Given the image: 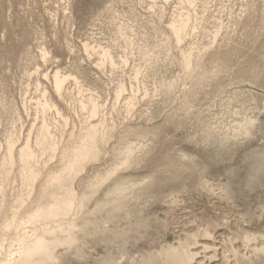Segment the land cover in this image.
<instances>
[{
  "label": "rangeland",
  "instance_id": "374dc122",
  "mask_svg": "<svg viewBox=\"0 0 264 264\" xmlns=\"http://www.w3.org/2000/svg\"><path fill=\"white\" fill-rule=\"evenodd\" d=\"M180 2L0 0V156L9 132H15L17 145L29 133L34 135L40 121L34 111L38 81L39 88L54 98L49 77L55 69L77 76L83 94L97 96L102 114L115 128L100 158L86 165L74 187L80 190L81 181L110 168L117 159L114 149L123 142L140 144L141 162L120 171L116 180L141 183L158 174L160 182L145 189L146 201L138 202L151 226L141 238L126 244L131 255L177 245L196 234V242L191 245L196 255L191 264H232L231 246L248 255L251 247L244 244L243 236L250 233L255 237L251 243L260 244L264 235V172L254 173L264 150V69L256 83L234 79L264 63V0H193L188 10L194 28H189L180 44L171 45L169 22L177 11H186L180 9ZM218 28L215 45H222L220 49L230 57L231 69L203 85L185 102L183 90L190 83L182 77L180 54L191 52L193 58L202 57L210 63L211 57L204 50L215 46L210 45L211 34ZM121 34L132 38L133 45L125 48ZM85 43L108 47L115 58L126 55L128 62L113 70L108 66L99 68L96 53L87 54ZM138 44L156 50L157 58L144 61ZM42 50L47 53L45 61L40 56ZM135 68H139L137 79L133 78ZM174 79H178V85L170 94L164 93L160 85ZM119 81L126 84L127 90L114 104V88ZM131 83L139 85L138 99L127 112L123 103ZM65 85V99L54 98L69 118L62 142L67 141L71 131L78 130L79 120L85 115L73 99L77 96L75 85L71 81ZM234 90L239 93L233 98ZM245 114L256 118L252 131L233 134L228 126ZM58 118L53 110L49 111L52 129ZM221 124L225 126L222 129L217 127ZM128 126L135 131L127 135ZM138 130L146 133L139 134ZM181 154L193 159H182L185 169H177L176 177L169 178V170L173 171L170 163ZM57 165V158H52L45 169ZM15 174L14 169L4 190L8 198L21 189ZM111 183L106 182L96 194H104ZM126 221L119 219L116 225ZM204 229L210 235H203ZM105 249L100 243L90 250L99 256L97 251L103 253ZM59 264L88 263L69 259Z\"/></svg>",
  "mask_w": 264,
  "mask_h": 264
},
{
  "label": "bare ground",
  "instance_id": "6f19581e",
  "mask_svg": "<svg viewBox=\"0 0 264 264\" xmlns=\"http://www.w3.org/2000/svg\"><path fill=\"white\" fill-rule=\"evenodd\" d=\"M192 3L193 0H181L180 9L186 11L179 10L171 18L168 25L170 44H180L189 28H194L188 10ZM219 28L211 34V46L216 43ZM120 36L125 48L133 45L132 38L125 34ZM228 40L229 38L226 39ZM215 46L204 50V54L211 57L210 63H206L202 57L193 58L191 52H181L178 62L183 72L182 77L190 83V87L183 90L185 102L203 85L214 82L218 75L231 69L230 57L222 54V45ZM83 47L87 54L96 53L99 68L108 66L113 70L117 65L128 62L126 55L115 58L108 47L95 48L88 43L83 44ZM137 50L144 61L155 60L158 55L156 50L149 51L142 44H138ZM40 56L44 61L47 59L45 50L41 51ZM263 69L264 63L258 65L256 70L236 75L234 79L238 82L248 80L256 83ZM138 74L139 68H135L133 78L137 79ZM49 78L54 98L60 100L65 99V84L73 82L77 92L73 99L85 115L79 120L78 130L71 131L67 141L62 142L61 135L69 118L57 107L54 98L45 89L39 88L38 81L39 94L34 111L40 121L34 135L29 133L20 145H17L15 132L6 135L0 156V264H59L69 259L88 264H191L196 255L191 247L196 242V234L189 235L177 245H166L158 251H142L136 256L131 255L126 248L129 241L138 240L150 228L151 222L143 215L144 209L138 202L146 201L145 189L160 182L158 174L150 175L147 181L141 183L116 180L115 176L120 171L141 162L138 155L140 144L137 146L123 142L114 149L117 159L110 168L90 180L81 181L80 190L74 187V181L85 170L86 165L100 158L115 125L108 123L107 117L102 114V104L97 96L83 94L84 90L77 76L55 69ZM177 85L178 79H174L162 83L160 88L164 93L170 94ZM138 86L130 84V93L123 103L127 112L136 104ZM126 90V84L119 81L114 88V104L118 103ZM238 93L239 91L234 90L233 98ZM51 110L59 116L55 121V129L48 123V113ZM255 120V117L245 114L235 124L228 126V129L235 135H246L252 131ZM217 127L222 129L225 126L221 124ZM134 131L133 127L126 128L127 135ZM136 132L146 133L144 130ZM150 132L153 136H158L156 131ZM52 158H57L58 165L46 170L45 166ZM173 161L170 163L173 171L169 170V178L176 177L177 169H185L181 156ZM14 169L21 189L18 194L8 198L4 190ZM254 171L255 175L264 172V150L260 154V160L254 165ZM108 181L112 183L105 193L96 194ZM119 219L127 221L117 226ZM202 234L208 236L210 231L204 229ZM253 239L255 237L250 233L243 236L244 244L251 247V254L248 255L231 246L230 250L234 254L232 264H264V235L260 244H252ZM100 243H104L106 249L103 253L97 251L99 256H95L90 249L95 250ZM123 259L125 262H121Z\"/></svg>",
  "mask_w": 264,
  "mask_h": 264
},
{
  "label": "snow or ice",
  "instance_id": "6c2138e0",
  "mask_svg": "<svg viewBox=\"0 0 264 264\" xmlns=\"http://www.w3.org/2000/svg\"><path fill=\"white\" fill-rule=\"evenodd\" d=\"M181 159H183V160H192L193 158L191 156H185L184 154H181Z\"/></svg>",
  "mask_w": 264,
  "mask_h": 264
}]
</instances>
